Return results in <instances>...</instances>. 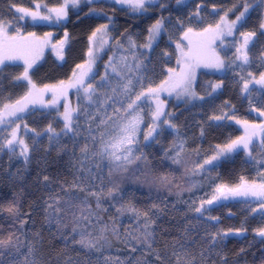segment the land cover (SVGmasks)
<instances>
[{
	"label": "rangeland",
	"instance_id": "obj_1",
	"mask_svg": "<svg viewBox=\"0 0 264 264\" xmlns=\"http://www.w3.org/2000/svg\"><path fill=\"white\" fill-rule=\"evenodd\" d=\"M180 1L183 7L175 8L162 19L147 20L140 31L115 43L112 52L105 58L111 39L116 38L120 32L118 26H112V14L117 12L126 16L135 15L134 18L139 19L138 16L147 17L148 7L147 11L134 10L132 6L120 8L118 6L114 9L102 4L100 0H92L91 3L89 0H79L75 5L72 3L73 20L68 29L67 42L66 36L62 34L63 30L58 32L54 29L58 27V23L52 22V33L58 36L56 40H52L50 44L48 40L52 37L50 34L48 39H45L46 44H50L45 50L26 54L31 62L28 76L32 83L29 84L25 79L15 80V83H22L25 87V94L22 97L30 91L32 93L29 101L25 102L27 107L16 116L5 115L3 123H0V186L15 188L14 186H22L25 183L22 175L25 159L20 155L21 145L18 142H14L11 148L7 145V141L12 139L13 132L16 141L23 139L29 146L28 157L32 147L40 140L61 146L72 138L75 141L80 140L82 147L87 144V153L81 152L79 157H75L76 184L73 189L85 194L97 193L104 179L102 172L107 166L127 164L122 161L110 162L107 155L101 157L98 154L103 150L101 134L105 143H111V138L124 134L121 130L125 126L135 123L137 125L133 137L135 142L129 145L133 148L134 158L144 150L143 145L156 141L163 131H174L172 125L177 111L199 108L198 116L193 118L192 126L179 133L165 152L166 159L172 164H177L185 153L198 149L196 146L202 143L204 132L207 133L206 131L210 129L216 131V135L212 136L215 141L214 148L210 146L211 144L207 145L211 155L204 154L202 160L196 164L193 189L182 199L183 213L187 216L192 213L201 214L216 226L220 221L213 218H221V213L241 215V212H244L242 221L247 222L245 216L251 213L254 206L234 204V199H239L240 195H228L226 199L220 196L219 199L213 200L212 204L206 203L214 196H219L216 189L224 185L209 175L208 170L216 168L226 160L239 158L241 161L239 172L242 173L243 180L234 186L226 185L227 188H235L242 183L246 186L264 184V128L259 127L264 125V115L260 114L264 111V86L254 82L259 79L261 73H264V28H261V24H264V2H258L254 6H252L253 1L249 2L246 16L244 15L242 20L236 23L232 34L228 35L226 25L236 20L228 16L233 9L234 0ZM47 10L51 12L50 9ZM104 17L110 21L105 22ZM221 17L224 19L221 20ZM157 20H162L163 27L160 34L152 41L151 47H146L145 45L149 43V28ZM102 24L108 25L106 34L98 33L92 41H89L91 34ZM217 24L220 25L218 30ZM210 25L212 30L205 33L204 29ZM146 28L147 32L144 31ZM189 28L192 29V33L189 34V38H185L184 33ZM214 32L220 33L215 39H213ZM249 32H254L255 36L249 40L247 48L249 62L245 64L238 59L240 53L236 50L241 48L244 42V36L241 34ZM180 42L185 44L183 48ZM64 45L67 49L61 50ZM177 45L180 47L178 48ZM90 48L94 57L91 65L88 63L91 59L88 55ZM185 54L191 57L190 61ZM217 57L223 62L222 67L213 66ZM178 60L180 63H177ZM188 63H191V72L194 74L189 90L195 95L184 93L180 88L171 92L159 91V101L162 102L166 115H162L160 120L156 121L158 125L156 131L145 140V135L153 125V113L157 106L156 94L147 90L159 89L166 80L169 83L164 87L169 88L173 80L179 79L181 70ZM11 65H19L23 69L22 73L24 72L25 64L22 59L6 60L0 65V71ZM77 65L82 67L77 68ZM169 69L174 71L169 72ZM85 72L87 75L82 77L83 84H81V74ZM203 73L212 77L205 78L201 82L202 90L199 92L197 84ZM169 77H172V80H169ZM129 80L132 83L125 89L124 85L128 84ZM245 81H252L249 84V91H243ZM89 84L92 87L89 93H85L84 89ZM215 85L220 87L214 89ZM226 86L235 90L237 94L235 103L226 101L229 96L222 93ZM142 91L145 95L136 101V96ZM89 95L91 99L88 98ZM17 100L7 105H14ZM32 100L35 102H30ZM132 101L136 103L132 109H129L128 105ZM232 104L235 106L232 107ZM4 105L0 110L5 112L11 110V108L4 109ZM66 108L73 117V132L67 135L63 131V114ZM242 113L247 116H242ZM217 116L224 118L213 119ZM244 121L248 122L247 125L243 123ZM49 125L55 129V134L47 131ZM234 130L239 134L230 137ZM253 131L255 135H252V143L249 144L248 151H245L241 145L230 152L225 150L223 155L212 160L211 164H204L205 160L217 156L232 141L238 137H246ZM49 136H53L51 141ZM12 148L15 150L13 151ZM200 165L203 167L201 168ZM35 186L43 196L49 195V190L43 182H38ZM225 204L228 206H224ZM196 208H201V212H197ZM255 217L258 221H264L261 216L255 215ZM223 225L225 227L220 231L221 237L225 236L226 232L241 230L242 226L234 228L231 221ZM262 227L264 226L259 225L251 230L256 231ZM220 232L213 229L209 234L211 238H215Z\"/></svg>",
	"mask_w": 264,
	"mask_h": 264
},
{
	"label": "trees",
	"instance_id": "obj_2",
	"mask_svg": "<svg viewBox=\"0 0 264 264\" xmlns=\"http://www.w3.org/2000/svg\"><path fill=\"white\" fill-rule=\"evenodd\" d=\"M236 1L228 14L230 18L239 16L253 0ZM180 2L155 3L151 10L148 8L147 17L138 16L139 19L113 13L122 16L120 21L111 19L112 26H118L120 32L111 39L104 58L115 43L140 31L147 20L162 19L181 6ZM22 71L18 65L0 71V107L25 94L24 85L15 83ZM210 77L206 73L200 75L199 92L201 82ZM222 93L228 94L229 103L237 100L234 89L226 86ZM198 109L177 111L174 131H163L156 141L143 145L144 150L136 156L140 159L133 158L123 167L107 166L97 193L73 189L74 161L83 148L80 140L70 138L61 146L37 142L23 163L24 185L0 186V264H264V238L248 236L249 231L241 230L220 235L223 223L229 221L234 228L264 226L263 220L255 219L256 213L245 216L246 223L242 221L244 212L221 213L223 219L216 218L220 221L216 226L201 214L183 213L182 199L193 189L196 164L204 154L211 155L207 145L214 148L212 136L216 131L204 132L198 149L185 153L177 164L170 163L165 152L179 133L192 126ZM234 131L230 137L239 134ZM240 162L239 158L226 160L208 170L209 175L224 185L234 186L243 177ZM38 182L48 188L47 197L35 186ZM56 208L60 211L56 212ZM213 229L220 232L215 238L209 234ZM146 232L152 233L147 240Z\"/></svg>",
	"mask_w": 264,
	"mask_h": 264
},
{
	"label": "snow or ice",
	"instance_id": "obj_3",
	"mask_svg": "<svg viewBox=\"0 0 264 264\" xmlns=\"http://www.w3.org/2000/svg\"><path fill=\"white\" fill-rule=\"evenodd\" d=\"M79 2V0H72L73 5L77 4ZM92 0H89V3H91ZM115 3L118 4H124V3H129L134 10H143V11H147V7L149 5H151L153 3V0H114ZM262 2H264V0H262ZM38 7V6H37ZM18 12H22V13H26L29 14L33 17V19H36L38 17V13L37 12H32L29 9H24V8H17ZM50 11H55L57 14V19L66 16L67 13L65 11L64 7H61L60 9H51ZM248 11V7H245L244 12H241L239 16L236 17L235 21H232L230 24L226 25V29H227V34L231 35L232 34V29L235 27L236 23L238 21H241L242 18L244 17L245 13ZM23 18V17H21ZM40 19H50V17L48 16H40ZM224 18L221 17V20H223ZM8 27L9 25L5 24V22L3 20H0V65H3L4 62L6 60L11 61V60H18V59H22L24 60V64H25V69L24 72L22 73L21 76H17L15 77L16 80H20V79H25L28 80L29 84H31V80L28 76V69L31 67V62L27 59L26 54L24 52V45L22 44H16V37L15 36H8L7 32H8ZM163 27V23L162 20H157L155 22V24H153L150 28H149V43L147 45H145L146 47H151V43L152 41L155 40V38L160 34V31ZM108 28V25L106 24H102L100 25V27H98L89 37V41H92L98 33H105L106 34V30ZM261 28H264V24H261ZM216 29H220V25L217 24L216 25ZM212 30V26L210 25L208 28L204 29V32L207 33L209 31ZM192 33V29L189 28L185 33L184 36L185 38H189V34ZM219 32H214L213 34V39L217 38L219 36ZM30 35H34V34H30ZM197 35H201V34H197ZM241 35L244 36V42L241 46V48H237V52L240 53V56L238 57V59H241L243 61V63L247 64L249 62V55L247 52V48H248V44H249V40L255 36L254 32H249V33H242ZM65 36H67V33H65ZM191 43V41H189ZM177 47L179 48L180 45H177ZM242 49H244V51H242ZM89 57L91 58L89 60V65H91V63L94 62V57H93V53H92V49H89L88 52ZM185 56L187 57V59L190 61L191 57L187 56V54H185ZM177 63H180V61L178 60ZM213 66H217V67H222L223 66V62L217 57L215 59V64ZM82 65H77V68H81ZM139 67V65H138ZM90 67H89V71H90ZM174 70L169 69V72H173ZM75 75V73H74ZM87 72L82 73L81 74V79H80V83L83 84V76H86ZM249 75L251 76V73H249ZM104 78H102L103 80ZM194 79V74L191 72V63L186 64L185 68H183L181 70V73L179 74V79L177 80H173L172 83L170 84L169 88H165L164 85L168 84L169 81L166 80L164 82H162L161 86L159 87V89H154V88H149L147 91L149 93H155L156 94V100H157V106H156V110L153 113V125L150 126V131L145 135V140H147L150 136H152V133L156 131V127L158 126L156 124V121L160 120V117L162 115H166L163 111V104L161 101H159V91H173L177 88H180L182 92L187 93L189 95H195L193 92H190V84L191 81ZM169 80H172V77H169ZM256 84L262 85L264 86V73L260 74L259 79H256L254 81ZM63 83V82H61ZM132 81L129 80L128 84L124 85V88L127 89L130 85H131ZM252 83V81H245L243 84V91H249V84ZM35 87V85H33V88ZM91 85L89 84L87 88L84 89L85 93H89V89H91ZM220 85H215V88H219ZM94 91V90H93ZM178 95L180 93H177ZM32 93L31 91L26 94L24 97H22L21 99L17 100L15 102L14 105H4V109H9L11 108L10 111H3L0 110V123H3L4 121V117L5 115L7 116H16V114L18 112H23L25 110V108L27 107V103L29 101V96H31ZM145 93L142 91L139 95L136 96V101L140 100L142 96H144ZM89 99H91V95H89L88 97ZM136 101H132L131 103H129L128 108L132 109L133 106L135 105ZM30 102H35V100H32ZM261 115H264V111H262L260 113ZM224 117L222 116H217V117H213V119L216 120H220L223 119ZM63 119H64V134L67 135L69 132H73V117L71 115V113L68 111V109H65V112L63 114ZM239 123V121H237ZM103 123V121H102ZM164 123H167V121H164ZM245 125H247V121L243 122ZM19 127V126H17ZM256 126H253V128H255ZM259 127L264 128V125H261ZM47 131L49 133H53L55 134V129L52 128L51 125L48 126ZM124 134L120 135L118 137H113L112 142L111 143H105L104 142V137L103 134H101V147H102V151L100 153H98L101 157H104L105 155H107L110 159V162L112 161H117V162H124V163H132L133 162V148L129 147V145H132L135 141H134V134L137 131V125L135 123H130L129 125L125 126L122 130H121ZM37 135H39V133H37ZM252 135H255V132L253 131L250 135L246 136V137H238L236 140L232 141L230 144H228L226 146V148L224 150H222L221 152H219L217 154V156H213L211 159L205 160L204 164H211L212 160H215L218 158L219 155H223V152L226 151H232L235 148H237L238 146H243L245 151H248L249 148V144L252 143ZM53 139V136H49V140L51 141ZM95 139V138H93ZM14 142H18L21 145V151H20V155L24 157L25 162L28 161L29 157H28V153H29V146L24 142L23 139H20L19 141H16V136H15V132H13L12 135V139H9L7 141V145L11 148L14 144ZM219 147V146H218ZM108 149H112L111 151H108ZM12 150L14 151L15 149L12 148ZM81 151L83 153H87L88 151V146L87 144L84 145V147L81 149ZM250 155V153H249ZM134 159H140V157H134ZM177 162V161H174ZM117 167H123V163L121 164H117ZM200 167L202 168L203 165H200ZM91 170L89 169V172ZM111 174V173H110ZM45 180H48V177L45 176L44 177ZM243 180V178H242ZM259 189V190H257ZM217 193H219V196H214L212 198V200H207L206 203L207 204H212L213 200H217L220 198V196H223L225 199L227 198L228 195H233V196H254L257 197L259 199V202L261 204V207L264 208V184H260V185H252V186H246L245 183H242L240 185H237L235 188H227L226 185H220L217 187L216 189ZM99 204V201H98ZM49 207H52L51 205H49ZM56 212H59L60 209L56 208L55 209ZM197 212H201V208H196ZM147 215V214H145ZM216 219V218H213ZM239 231V230H238ZM257 234L261 237H264V227L259 228L256 230ZM152 233L150 232H146L145 234V240H147L149 237H151ZM83 243V240L81 241Z\"/></svg>",
	"mask_w": 264,
	"mask_h": 264
},
{
	"label": "flooded vegetation",
	"instance_id": "obj_4",
	"mask_svg": "<svg viewBox=\"0 0 264 264\" xmlns=\"http://www.w3.org/2000/svg\"><path fill=\"white\" fill-rule=\"evenodd\" d=\"M100 1L102 4L113 8H118V6L119 8L122 6H131L129 3H115L114 0ZM155 1L156 0H153V3L149 5L148 8H151V6H153L155 3L158 5L160 1L164 2L166 0H158V3ZM236 2V0L233 1V3ZM258 2H261V0H253L252 5L258 4ZM61 7L65 8L67 15L59 19H57V14L55 11H51L49 13V10H47L60 9ZM71 7L72 0H0V20H3L5 24L9 25L7 35L15 36L17 38L15 43L24 45L25 54L39 53L45 50L46 47L51 44H46L47 40H45L46 38L48 39L50 34H52V37L48 39L50 40V42L52 40H56V38L58 37L57 35H54L52 33V22L58 23V27L54 28L58 32L62 29V34L65 35V33H67L66 42L68 41V29L73 20ZM17 8H24L29 9L32 12H37L38 17L36 19H33V17L29 14L18 12ZM40 16H48L50 17V19H40ZM113 17L114 20H122L121 15L119 17H117V15H114ZM127 18L130 19L129 16ZM104 21H108L106 17H104ZM66 49L67 48L64 45L61 50ZM234 200V204H242L245 207L254 206L253 210L248 215L249 217L256 213V216H261L262 218H264V208L261 207V204L257 197L251 195L241 196L239 199ZM241 231H249L248 236L252 235L261 237L257 234V231L251 230V227L249 225H244L241 228Z\"/></svg>",
	"mask_w": 264,
	"mask_h": 264
}]
</instances>
